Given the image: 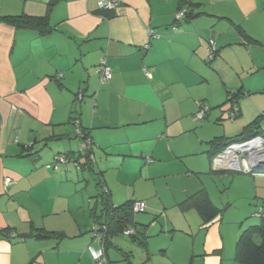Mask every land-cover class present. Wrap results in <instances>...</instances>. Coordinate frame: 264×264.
Returning a JSON list of instances; mask_svg holds the SVG:
<instances>
[{"label":"crops","instance_id":"0c3cea01","mask_svg":"<svg viewBox=\"0 0 264 264\" xmlns=\"http://www.w3.org/2000/svg\"><path fill=\"white\" fill-rule=\"evenodd\" d=\"M49 1L0 0V15H49L55 26L40 35L0 21V264L94 263L87 250L93 244L90 221L72 215L73 173L49 165L56 154L79 156L85 146L72 115L98 147L97 173L113 202L120 178L110 175L128 160L149 179H183L181 203L200 189L210 194L204 186L188 191L196 186L191 177L205 170L183 163L187 155L173 140L195 129L199 102L224 103L208 94L210 40L217 50L214 66L238 76L248 70L249 48L264 44V0H190L199 15L179 23L182 0H115L114 10L100 8L102 0H61L49 10ZM103 58L113 71L105 85L96 71ZM81 89L84 96L75 101ZM38 229L67 237L36 238ZM109 248L108 261L115 264Z\"/></svg>","mask_w":264,"mask_h":264},{"label":"rangeland","instance_id":"374dc122","mask_svg":"<svg viewBox=\"0 0 264 264\" xmlns=\"http://www.w3.org/2000/svg\"><path fill=\"white\" fill-rule=\"evenodd\" d=\"M249 49L251 55L249 54L247 59L248 70L241 76L232 68L215 67V58L212 60L210 53L208 55L211 62V65H207L211 74V82L208 84L210 98L223 103L227 100L228 90L235 92L244 86L238 96L242 113L232 120L227 110L230 103L212 106V103L208 102L206 105L211 110L207 116L197 120V125L191 132L173 140L179 152L187 155L183 157V163L189 162L195 170H205L191 177L196 186L188 188V191L194 192L200 186L206 187L213 202L223 210L221 222L204 229L198 211L195 208L183 207L182 201H179V188L182 189L183 186L179 180L183 179H177L175 176L149 179L147 172L142 175L140 169H135L132 163L129 165L131 160H128L121 169L119 168V174L110 175L114 180L120 178L116 184L119 196L117 191L114 202L116 205L129 199L146 202V211L137 213L135 219L148 225L145 228L147 245H144L145 239H142V236L137 239L124 233L113 236L114 245L109 248V252L113 254L115 264H241L235 259L236 242L243 229L260 222L257 212L261 207L264 208V171L224 168L225 172H210V161L205 150L208 147L207 141L216 136H235L256 116L264 113V44ZM252 56L257 62L256 65L251 62ZM224 81H227L226 85ZM215 111L224 114V119L219 120L220 117L215 115ZM261 126L264 129V117ZM211 163L212 169L219 170L213 167V159ZM49 165L52 168H69V176L73 173L69 189L73 195L72 200L77 202V208L72 211V215L80 220L90 221L91 228L87 234L93 236L91 229L95 226V218L92 213L95 210L100 216L102 207L96 197V182L101 177V174L97 173L99 169L96 162L91 174L89 170H77L74 162L55 164V159L52 158ZM115 166H119L118 161ZM150 201L159 207L152 209ZM92 242L95 248L100 247L96 240ZM218 248L223 249L221 255L216 251ZM88 251L90 253V250Z\"/></svg>","mask_w":264,"mask_h":264},{"label":"trees","instance_id":"16d2710c","mask_svg":"<svg viewBox=\"0 0 264 264\" xmlns=\"http://www.w3.org/2000/svg\"><path fill=\"white\" fill-rule=\"evenodd\" d=\"M59 1L61 0H50L49 1V10L52 9ZM191 1L190 0H182V4L180 5L179 9L182 7H186L187 12L185 16H183L180 19L176 18L177 23L180 22L181 19H188V18H194V10L191 8ZM0 21L6 22L8 24L13 25L17 28H24V29H33L38 32L40 35H46L51 33L53 30H55V26H53L50 22L49 15L46 16H32L28 14H22V15H0ZM174 29H177V24L173 26ZM236 28L239 30L241 29L240 26L236 25ZM247 38L250 40V42L259 43L258 40L252 38L251 36L247 35ZM217 53V50L215 49L214 56L212 60L215 58V54ZM107 65L111 68V66L108 64L106 60ZM98 67V66H97ZM97 71V68H96ZM112 71V68H111ZM99 75V81L100 84L105 85L111 81L113 78V71L112 76L109 78L106 82H101V75L97 71ZM242 93V89L238 91H229L227 95V100L222 104H228L230 103V109H229V116L233 120L237 118L242 112L241 107L239 104L238 96H240ZM84 96V91L81 89L78 93H76V99L75 101L82 100ZM201 105H199V110L201 106H206L207 110L205 111L204 115L201 118L195 119L200 120L204 119L211 108L206 105L205 102L201 101ZM199 104V103H198ZM220 105V106H222ZM234 107H237L236 113L234 116H232V113H234ZM72 113L76 114V110L72 111ZM264 117V113L257 116L255 119H253L251 122H249L247 125L243 127V130L235 135V136H216L212 140L208 142L209 149L207 151L210 161L212 162V159H214L215 156L223 152L229 145L237 142H244L252 139L255 136L261 135L264 136V129L261 126V120ZM76 125L79 127V132L77 133L78 136L82 139V141L85 142V146H81L79 148L80 155L74 156L72 152L68 153H59L54 156L55 164L57 161V157L64 156L66 163L68 164L70 162H74L75 165L80 168L81 170H94V162L95 156H94V145L95 142L93 141L92 137L89 136V134L86 133L82 129L81 121L79 116L72 115L70 118ZM81 157H84V162H81ZM148 162H152V157H147ZM214 171H221L225 172V169H219ZM99 174H103L100 172ZM97 199L102 204L101 207V215L98 216V214L93 211V216L95 218V226L91 231L93 232V240H96L100 243V248L104 251V258L105 262L103 264H111L110 261H108L107 258V250L108 248L113 245V236H116L117 234L124 233L126 235L132 236V238L137 239L142 236V239L146 238L145 236V228L148 226L146 224H142L140 222H137L135 219V215L139 212H145L147 209V204L145 202V209L143 211H135L134 205L137 201L136 199H129L125 201L122 204L116 205L111 196V192L105 185L104 177L101 176L97 179ZM182 206L186 207H194L198 213L200 214L202 218V227L204 229H208L215 223H219L222 220V212L223 210L220 209L211 199L209 192L206 189H200L196 193L190 195L185 201H183ZM257 215H259L260 222L258 224L250 225L247 228L243 229L239 235V238L236 242V253H235V259L240 262L241 264H264V208L261 207V209L257 212ZM131 229L133 233L127 234L125 233L126 230ZM36 238H47L52 239L56 241H61L64 238L67 237L66 234L62 232L57 231H46L43 229H38L37 233L35 235ZM143 241V240H142ZM144 245H147L146 239L143 242ZM91 247H94L93 245L88 246V250H90ZM95 248V247H94ZM90 254L93 258L94 263L97 264V260L94 258V256L91 253ZM33 263V262H32Z\"/></svg>","mask_w":264,"mask_h":264},{"label":"built area","instance_id":"2783aa9c","mask_svg":"<svg viewBox=\"0 0 264 264\" xmlns=\"http://www.w3.org/2000/svg\"><path fill=\"white\" fill-rule=\"evenodd\" d=\"M119 5L118 1L115 0H102L99 2V7L103 9L114 10ZM187 12L186 7L178 9L176 12V18L180 19L185 16ZM153 34V33H152ZM154 35V34H153ZM210 58L212 59L215 52L214 41L210 40ZM149 44L146 45L148 47ZM97 71L101 75V82H106L112 76L111 68L107 65L106 59L103 58L97 67ZM199 105L201 103L199 102ZM207 107L201 106L200 110L196 114V118H201ZM237 107H234L235 115ZM253 143L248 149L242 147ZM57 162L61 164L66 163L64 156L57 157ZM213 166L215 169L228 168L234 170H245L260 172L264 171V136L258 135L252 139L244 142H237L229 145L223 152L218 154L213 159ZM11 181L10 177L6 178V185ZM135 211H143L145 209V202L142 200H137L134 205ZM127 234L133 233L131 229L125 231ZM92 255L97 260V264H103L105 262L104 251L102 248L96 249L94 247L90 248Z\"/></svg>","mask_w":264,"mask_h":264},{"label":"bare ground","instance_id":"6f19581e","mask_svg":"<svg viewBox=\"0 0 264 264\" xmlns=\"http://www.w3.org/2000/svg\"><path fill=\"white\" fill-rule=\"evenodd\" d=\"M254 144L253 143H251V144H249V145H247V146H244V147H242V148H244V149H248V148H250V146H253Z\"/></svg>","mask_w":264,"mask_h":264}]
</instances>
